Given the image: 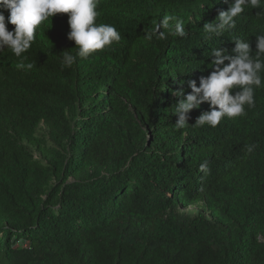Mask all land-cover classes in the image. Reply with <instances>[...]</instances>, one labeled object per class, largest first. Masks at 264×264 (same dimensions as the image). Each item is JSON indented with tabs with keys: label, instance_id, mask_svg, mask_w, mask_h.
Listing matches in <instances>:
<instances>
[{
	"label": "trees",
	"instance_id": "obj_1",
	"mask_svg": "<svg viewBox=\"0 0 264 264\" xmlns=\"http://www.w3.org/2000/svg\"><path fill=\"white\" fill-rule=\"evenodd\" d=\"M232 3L99 0L97 22L122 36L111 48L63 66L76 49L57 14L25 54L36 67L0 52V264H264V87L216 128L193 126L208 103L185 128L173 115V93L210 75L212 48L232 54L238 37L254 53L264 35L261 8L207 39ZM164 15L187 36L146 40Z\"/></svg>",
	"mask_w": 264,
	"mask_h": 264
},
{
	"label": "clouds",
	"instance_id": "obj_2",
	"mask_svg": "<svg viewBox=\"0 0 264 264\" xmlns=\"http://www.w3.org/2000/svg\"><path fill=\"white\" fill-rule=\"evenodd\" d=\"M98 5L99 0H0V52L8 49L19 58L18 69H33L35 62L25 63L28 60L25 54L32 48L38 29L45 22L51 24L57 14H68L70 31L67 38L75 43L76 54L64 51L60 56L62 65L70 68L78 57L87 59L122 39L113 25L97 22L100 15ZM261 8H264V0H233L227 11L220 12L214 22L204 25L203 33L207 39L221 37L236 29L237 20L247 9ZM4 11L9 13L7 21ZM257 16H264V13H257ZM8 24L14 29L9 31ZM169 34L186 37L185 21L176 15H164L158 23H153L145 39L150 41L155 37L162 40ZM255 38L254 53L251 41L238 37L232 40L235 45L232 54L220 47L211 49L210 75L201 77L199 86L195 80L189 81V94L182 89L173 93L179 98L173 107V115L178 117L175 127L189 126L188 114L203 103H208L210 110L201 113L193 125L195 127L216 128L223 119L243 117L247 114L246 107H255V90L264 87V35ZM254 149L255 145H249L246 150L251 154ZM205 167L206 162L200 165L201 170Z\"/></svg>",
	"mask_w": 264,
	"mask_h": 264
},
{
	"label": "rangeland",
	"instance_id": "obj_3",
	"mask_svg": "<svg viewBox=\"0 0 264 264\" xmlns=\"http://www.w3.org/2000/svg\"><path fill=\"white\" fill-rule=\"evenodd\" d=\"M127 109L129 110V113H132L134 115V113H133V111H132L131 108H127ZM199 210H200V207L199 206H192V207H186V208L185 207H182V206H177L174 209V212L175 213H190V214H195ZM260 242H264V236L260 239Z\"/></svg>",
	"mask_w": 264,
	"mask_h": 264
}]
</instances>
